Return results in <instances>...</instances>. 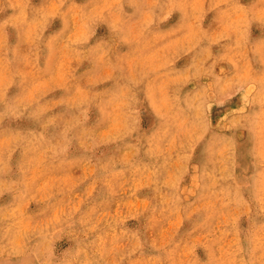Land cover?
<instances>
[{
    "label": "rangeland",
    "instance_id": "374dc122",
    "mask_svg": "<svg viewBox=\"0 0 264 264\" xmlns=\"http://www.w3.org/2000/svg\"><path fill=\"white\" fill-rule=\"evenodd\" d=\"M0 264H264V0H0Z\"/></svg>",
    "mask_w": 264,
    "mask_h": 264
}]
</instances>
